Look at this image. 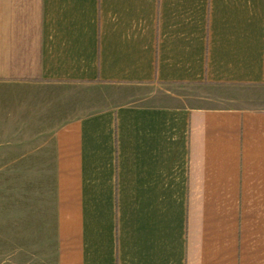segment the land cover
<instances>
[{
	"label": "crops",
	"instance_id": "obj_1",
	"mask_svg": "<svg viewBox=\"0 0 264 264\" xmlns=\"http://www.w3.org/2000/svg\"><path fill=\"white\" fill-rule=\"evenodd\" d=\"M0 131L52 142L54 264H264V0H0Z\"/></svg>",
	"mask_w": 264,
	"mask_h": 264
},
{
	"label": "rangeland",
	"instance_id": "obj_2",
	"mask_svg": "<svg viewBox=\"0 0 264 264\" xmlns=\"http://www.w3.org/2000/svg\"><path fill=\"white\" fill-rule=\"evenodd\" d=\"M167 88L151 86L130 101L157 103L169 95H190ZM91 93L97 97L101 89L79 90L80 113ZM8 133L0 131V264H54L52 142H4Z\"/></svg>",
	"mask_w": 264,
	"mask_h": 264
}]
</instances>
